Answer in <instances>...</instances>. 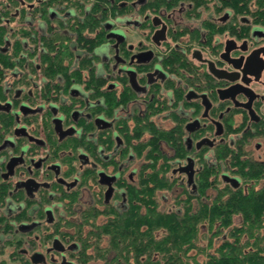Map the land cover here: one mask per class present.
<instances>
[{
  "label": "flooded vegetation",
  "instance_id": "obj_1",
  "mask_svg": "<svg viewBox=\"0 0 264 264\" xmlns=\"http://www.w3.org/2000/svg\"><path fill=\"white\" fill-rule=\"evenodd\" d=\"M12 1L15 7L6 5L13 8L10 18L3 17L9 31L18 25L31 29L1 80L0 115L8 123L0 120V194L6 192L0 245L13 246L9 254L16 261L76 264L70 257L74 244L48 229L61 215L60 189L79 188V200L87 193L84 204L100 206L101 198L124 208L125 184L137 183L143 163L133 149L143 140L134 137L142 126L166 130L168 137L181 132L182 156L160 143L171 157V176L192 190L204 163L219 166L224 182L233 185L236 179L233 186L240 185L233 169L216 160V148L236 149L244 142L246 157L264 161V25L256 22L255 11H238L231 0H120L117 8L99 0H56L47 6L46 20L34 13L47 0ZM96 4L103 7L94 14ZM94 15L96 30L82 34L92 38L102 31L104 39L93 50L80 49L77 28ZM49 26L62 31L74 51L64 61L69 71L86 60L82 81L72 78L66 91L61 75L52 79L43 70ZM5 39L0 51L9 54L10 33ZM92 68L103 80L104 94L97 98L94 86L86 84ZM45 121L58 141L84 136L96 146L95 155L78 149L70 177L68 165L51 158ZM86 172L95 178L79 187Z\"/></svg>",
  "mask_w": 264,
  "mask_h": 264
},
{
  "label": "trees",
  "instance_id": "obj_2",
  "mask_svg": "<svg viewBox=\"0 0 264 264\" xmlns=\"http://www.w3.org/2000/svg\"><path fill=\"white\" fill-rule=\"evenodd\" d=\"M54 1L39 4L34 14L41 13L48 20L47 6ZM119 1L102 0L107 4L113 2L116 8ZM9 4L15 7L17 2L10 0ZM229 5L238 11H255L256 22L264 25V0H231ZM12 7L2 6L0 10V46L6 42L7 33H10L13 42L11 53L0 51V98H3L2 70L16 64L15 59L23 47L22 38L31 33V29L21 25L16 26L12 33L9 31V24L3 17L10 18ZM102 7V4H96L94 14ZM98 22L94 15L89 24L84 22L79 25L80 49L93 50L103 41L102 31L92 38L82 34L86 28L90 32L95 31ZM33 27L37 32V24ZM48 28L50 34L44 39L46 52L42 55V63L46 64L43 70L52 79L61 75L64 79L62 87L66 91L72 78L82 81L81 68H85L86 60L83 59L81 68L69 71V64L64 61H71L74 51L69 49L68 39L62 31H53L51 26ZM87 83L95 88L94 98L104 94L101 89L103 80L95 77L94 68ZM0 120L8 123L6 115H0ZM49 128V123L45 121L51 158L68 165L65 172L68 177L74 172L72 163L79 148L96 154V146L84 136L58 141ZM134 134L137 139H143L133 147L136 154L141 156L145 153L153 161L142 163L137 183L125 184L124 208L118 210L112 204H104L100 198L97 200L100 206L81 204L76 213L74 206L79 202V188L71 192L60 189V210L63 211L57 223L48 229H53L66 243L74 244L76 250L70 252L72 260L76 264H264V161L246 157L244 142L236 149L227 145L216 148V160H222L233 169L231 171L241 181L240 185L234 187L224 182L219 166L204 163L195 177L196 187L192 190L180 182L179 177L171 176V157L163 152L160 143L163 141L171 145L176 150L175 156H182L181 132L168 137L169 133L156 126H142L135 129ZM146 134L149 137L144 140ZM125 136L130 141V135ZM99 142H103L102 133L99 134ZM91 174L86 172L78 186L87 185L89 177L94 180L95 176ZM209 190H212L211 194ZM164 195L171 196V208L161 205ZM5 197L6 192L0 194V205ZM75 213L76 220L70 218ZM1 264L6 263L2 261Z\"/></svg>",
  "mask_w": 264,
  "mask_h": 264
},
{
  "label": "rangeland",
  "instance_id": "obj_3",
  "mask_svg": "<svg viewBox=\"0 0 264 264\" xmlns=\"http://www.w3.org/2000/svg\"><path fill=\"white\" fill-rule=\"evenodd\" d=\"M1 2H0V10H1V8H2V6H6L7 4H9V0H0ZM100 2L102 1V0H99ZM15 25V24H14ZM3 47V46H2ZM166 119H164V118H160V119H158V121H160V123H163V124H168V125H166L167 127L170 125V123H169V121H165ZM163 131H165V132H167L166 130H163ZM167 134H168V132H167ZM147 135V134H146ZM148 136V135H147ZM161 148H162V150H163V152H165V148H166V145H162L161 146ZM166 153V152H165ZM256 153H261V151H258V152H256ZM140 160L142 161V162H145V163H147V162H151V161H153V159L152 158H149V157H147V156H145V153H143V155H141V158H140ZM149 170H150V167L148 168ZM211 192H212V190H209V193L211 194ZM159 194H161V192L159 193ZM164 194H166V193H164ZM168 194V193H167ZM166 194V195H167ZM169 194H171V193H169ZM168 194V195H169ZM165 196V195H164ZM163 196V197H164ZM85 200H87V193H84V196H83V199H81V200H79V202L74 206V210H76L77 211V207L78 208H80V205L81 204H84L85 202ZM171 201H172V199H171V196H165L164 198H163V200L161 199V205H163L165 208H171ZM61 211H63V209L62 210H60V212ZM77 214L75 213V214H71L70 215V218H73L74 220H76L77 219V216H76ZM237 222H238V220H237ZM6 237V236H5ZM15 249V248H14ZM13 249V246H7L6 244H4V243H2L1 245H0V260H2V259H5V260H7L8 261V263L9 264H21L19 261H16V259H14L13 258V256L12 255H10L9 253L12 251V250H14ZM199 258H202L201 256L199 257ZM97 263H100V262H97ZM92 264H96V263H92Z\"/></svg>",
  "mask_w": 264,
  "mask_h": 264
},
{
  "label": "water",
  "instance_id": "obj_4",
  "mask_svg": "<svg viewBox=\"0 0 264 264\" xmlns=\"http://www.w3.org/2000/svg\"><path fill=\"white\" fill-rule=\"evenodd\" d=\"M66 133H67V132H66ZM62 134H63V132H62ZM189 180H191L190 177H189ZM231 180H232V182H233V185L236 186V184H237L236 181H237V180H236V179H231ZM55 245H56V243H55Z\"/></svg>",
  "mask_w": 264,
  "mask_h": 264
}]
</instances>
